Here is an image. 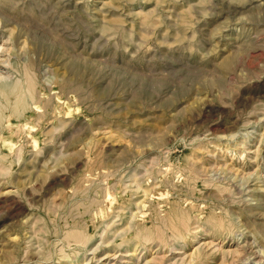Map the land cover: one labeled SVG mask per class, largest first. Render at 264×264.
<instances>
[{
    "label": "rangeland",
    "instance_id": "1",
    "mask_svg": "<svg viewBox=\"0 0 264 264\" xmlns=\"http://www.w3.org/2000/svg\"><path fill=\"white\" fill-rule=\"evenodd\" d=\"M0 264H264V0H0Z\"/></svg>",
    "mask_w": 264,
    "mask_h": 264
},
{
    "label": "bare ground",
    "instance_id": "2",
    "mask_svg": "<svg viewBox=\"0 0 264 264\" xmlns=\"http://www.w3.org/2000/svg\"><path fill=\"white\" fill-rule=\"evenodd\" d=\"M7 81H9V78L8 77H5V78H2L1 79V82H7ZM5 85V84H4ZM4 87H7V86H4ZM23 88V87H22ZM4 89V88H3ZM18 89H20V88H18ZM26 91V90H25ZM28 92V91H27Z\"/></svg>",
    "mask_w": 264,
    "mask_h": 264
}]
</instances>
